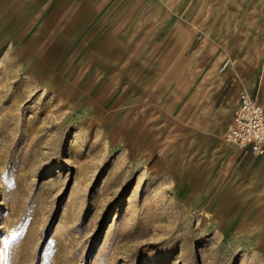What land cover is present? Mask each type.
I'll use <instances>...</instances> for the list:
<instances>
[{
  "label": "rangeland",
  "instance_id": "1",
  "mask_svg": "<svg viewBox=\"0 0 264 264\" xmlns=\"http://www.w3.org/2000/svg\"><path fill=\"white\" fill-rule=\"evenodd\" d=\"M228 1L116 0L90 23L0 0V264H264V170L227 168L240 146L217 96L238 87L237 103L260 74L232 62L216 87L206 67L264 11L234 0L217 39ZM203 80L204 122L178 125Z\"/></svg>",
  "mask_w": 264,
  "mask_h": 264
},
{
  "label": "crops",
  "instance_id": "2",
  "mask_svg": "<svg viewBox=\"0 0 264 264\" xmlns=\"http://www.w3.org/2000/svg\"><path fill=\"white\" fill-rule=\"evenodd\" d=\"M27 1L28 0H24V2H27ZM35 1H36V3L39 4L38 10H35V11L40 13L41 15L46 14L49 10H52L53 7H55L54 10L56 9V10L69 12L70 10H72L73 8H76L78 6L81 8L80 10L76 9V11L78 13L83 12L84 14H87V16H89V19L94 15L93 18L90 19L91 20L90 23H95V22H97V20L99 21V19L101 17H103V15L105 13H108V14L112 13L114 11V9L116 8L115 6L118 5L115 2L116 0H35ZM258 2H260L261 4L259 3V5L255 8H256V10H257V8H259L258 9L259 11L257 10L258 12H261V11L263 12L264 11V0L263 1L258 0ZM121 6H123V5L121 4ZM222 9H223V7H222ZM229 9L224 7L223 10H229ZM13 12L14 13L17 12L18 15H21V11L19 9L17 10L15 8L14 10H12V13ZM25 12H26L25 18H27L28 13H33L34 10L33 9H29V10L26 9ZM240 23H241L240 29L242 31V33H241V40H242L243 35H244V31H246L248 29V23H247V21H241ZM252 24H254V25H252ZM252 24L250 25V28H254L256 26L255 28H259L260 31L258 33L255 32L256 34L253 35V31L250 30L249 34L247 36H245L243 41H241L242 43L236 51L234 50L235 46H233L234 52H232L231 56L233 58L236 56L237 57L243 56V54L249 55V61L244 64V65H246V66L248 65V66L241 68V69H243L242 73L254 75V76H257L260 74L259 79L256 78L254 80L253 85L250 89V93L253 96H255L264 105V38L262 35L264 18L261 19L260 21H254V23H252ZM257 34L258 35L261 34V35L259 38L255 39L256 38L255 36ZM249 36H254L255 38L253 39L252 37H249ZM246 43L247 44H254L255 48H254V46L253 47L249 46L248 48L243 47L244 44H246ZM256 45H257V47H256ZM220 54H221V56H220V58H221L224 55V52L220 51L217 56H219ZM227 54H229V52H227ZM226 58H229L228 55H226L224 57V59H226ZM238 73L241 74L240 71ZM228 86H229L228 84L223 86V83H222V85L218 91V94H217V96H219L218 101H223L225 98H230L231 101L229 103L228 108L234 106V111H235V109L237 108V106L239 104L240 98L238 99L237 103L234 102V98L236 99V96L238 95V89L239 88L236 87L234 89V91H232L231 90L232 88H229ZM234 111L232 112V117H233ZM231 122H232V119H231ZM230 125H231V123H230ZM225 147H227V146L225 145ZM228 148H230V147H228ZM231 149H233V148H231ZM234 149H236V148H234ZM228 155H230V156H229V160L227 162V168H229L230 171L232 170V172L237 171L239 173H242V172L246 171L249 167L250 168L248 171H250L251 174H255L257 170H264V167L262 164V161L264 160V154H259V153L252 151L251 149L240 147L239 149L237 148L235 151H231L230 153L228 152ZM244 161H245V166L241 170L242 163ZM254 169H256V170H254ZM257 187H258V185H253L250 188L249 193L254 194ZM261 187H263V185ZM255 194L261 195V194H263V191L261 189H259L255 192Z\"/></svg>",
  "mask_w": 264,
  "mask_h": 264
},
{
  "label": "bare ground",
  "instance_id": "3",
  "mask_svg": "<svg viewBox=\"0 0 264 264\" xmlns=\"http://www.w3.org/2000/svg\"><path fill=\"white\" fill-rule=\"evenodd\" d=\"M228 1V0H227ZM233 1L234 0H230L228 1V3L226 4V6H221L219 10V15L215 16V19L213 20L212 23V27H211V33L213 37L215 38H219L221 36L222 33V28H224L223 26L225 25V22L228 16H230L231 11H232V7H233ZM249 1V0H247ZM255 1V0H254ZM263 1V0H262ZM235 2V1H234ZM237 2V0H236ZM258 2V1H257ZM263 3V2H262ZM224 4V3H223ZM235 4V3H234ZM261 4V3H260ZM219 7V6H218ZM222 7L225 8H230L229 10H223ZM38 10V9H37ZM259 11V10H258ZM262 12V11H261ZM233 13V12H232ZM257 13V11H256ZM230 14V15H229ZM255 16V15H254ZM255 21V20H254ZM256 21H259L258 19ZM227 25V24H226ZM256 27V26H255ZM254 27V28H255ZM252 30V29H251ZM170 31V30H169ZM259 31V30H258ZM249 34V33H248ZM190 35V34H189ZM251 35V34H250ZM208 36V35H207ZM211 36V35H210ZM250 37V36H249ZM252 40V39H251ZM200 45V44H199ZM218 45V44H217ZM199 47V46H198ZM244 47V46H243ZM257 47V45H256ZM79 48V47H78ZM255 48V46H254ZM242 49V48H241ZM250 49V48H249ZM213 53V52H212ZM218 53V52H217ZM241 53V52H240ZM203 55V54H202ZM210 56V55H209ZM38 57V56H37ZM218 57L219 56H214L212 58V60L210 61L208 59V55H207V64L206 67L208 69L207 73H209L210 76H214V81L213 83L215 84V86L217 87L225 78V71L228 68V66L233 62H240V68L244 67V64L247 63L249 61V55L248 54H243V56H236L233 57L232 59L230 58H226L223 61H221L222 63L220 65H218ZM211 59V57H210ZM107 67V66H106ZM154 72V71H153ZM204 78V77H203ZM208 80V79H207ZM207 80H203L201 87L199 88L198 91H196L195 89L193 90L192 87L194 85V82L192 81L189 86H187L186 90L184 91V93H182V95L180 96L181 101L183 100V104L184 106H182V109L180 110V113L178 115V120H177V124L178 125H182L185 124L188 121L189 117H194V119H198V121L200 122V124H202L204 122V117L202 116V114L204 113V100H203V96H204V88L207 85ZM215 87V88H216ZM192 89V90H191ZM142 98V97H141ZM229 99V98H228ZM225 102V101H224ZM167 107V106H166ZM177 107V106H176ZM195 120V121H196ZM190 121V120H189ZM194 131V130H193ZM200 132V131H199ZM202 133V132H201ZM216 146L218 149H220L221 151H226L225 150V144L218 139ZM263 167H264V160L262 161ZM257 169V168H256ZM254 169V170H256ZM239 175V174H238ZM252 175V174H251ZM235 176V175H234ZM238 179V178H237ZM245 179V178H244ZM248 179V178H247ZM251 180V178H250ZM237 181V180H236ZM242 181V180H241ZM246 182V180H245ZM263 182V181H262ZM250 183V182H249ZM237 185V184H236ZM260 186V185H259ZM264 187V184H263ZM242 188V187H241ZM233 190V189H232ZM234 192V191H233ZM234 198V197H233ZM262 198V197H261ZM237 199V198H236ZM249 200V199H248ZM234 202V201H233ZM237 202V201H236ZM246 203V202H245ZM238 204V202H237ZM240 204V203H239ZM255 204V203H254ZM242 209V208H241ZM251 209V208H250ZM249 210V209H248ZM250 214V213H249ZM260 215V214H259ZM258 215V216H259ZM247 219V218H246ZM245 219V220H246ZM261 219V218H260ZM252 224V223H251Z\"/></svg>",
  "mask_w": 264,
  "mask_h": 264
},
{
  "label": "built area",
  "instance_id": "4",
  "mask_svg": "<svg viewBox=\"0 0 264 264\" xmlns=\"http://www.w3.org/2000/svg\"><path fill=\"white\" fill-rule=\"evenodd\" d=\"M225 137L242 148L264 154V105L251 93H241Z\"/></svg>",
  "mask_w": 264,
  "mask_h": 264
}]
</instances>
